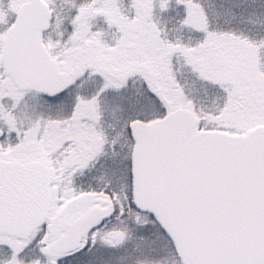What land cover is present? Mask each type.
Wrapping results in <instances>:
<instances>
[{
  "label": "snow or ice",
  "instance_id": "obj_1",
  "mask_svg": "<svg viewBox=\"0 0 264 264\" xmlns=\"http://www.w3.org/2000/svg\"><path fill=\"white\" fill-rule=\"evenodd\" d=\"M0 264H264V0H0Z\"/></svg>",
  "mask_w": 264,
  "mask_h": 264
}]
</instances>
